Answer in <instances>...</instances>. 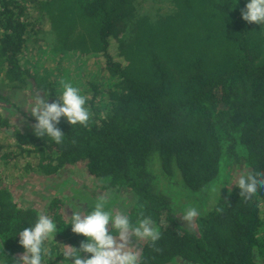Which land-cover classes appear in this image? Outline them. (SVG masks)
<instances>
[{"label": "trees", "instance_id": "obj_1", "mask_svg": "<svg viewBox=\"0 0 264 264\" xmlns=\"http://www.w3.org/2000/svg\"><path fill=\"white\" fill-rule=\"evenodd\" d=\"M140 1L0 0L7 105L34 87L57 99L58 78L22 61L29 41L100 64L97 80L79 86L91 121L61 117L63 144L36 136L34 117L23 128L0 114V256L19 258L18 235H9L40 213L10 187L82 163L97 191L83 214L100 192L116 190L138 197L160 225L155 246H140L146 264H258L257 256L264 264V187L245 200L230 179L241 165L264 170V24L241 19L245 0H165L169 9L154 16L138 14ZM58 203L45 213L57 221L54 247H78L86 238L64 223ZM189 205L201 210L190 227L174 213Z\"/></svg>", "mask_w": 264, "mask_h": 264}, {"label": "clouds", "instance_id": "obj_2", "mask_svg": "<svg viewBox=\"0 0 264 264\" xmlns=\"http://www.w3.org/2000/svg\"><path fill=\"white\" fill-rule=\"evenodd\" d=\"M240 15L245 22L264 24V0H245ZM55 95L57 99L49 102L44 87H34L30 97L22 99V94L16 93V99H22L20 107L23 106L34 117V134L61 145L66 138L57 127L61 117L66 118L73 126L87 127L92 112L87 97L71 82L61 80ZM230 179L231 184L234 183L240 190V196L251 200L264 187V170L252 171L247 165H241L233 171ZM221 188L214 192L218 191L220 194ZM73 195L82 200L89 199L88 196L81 195L79 190H74ZM138 200V197L132 199L121 196L116 190H106L83 215L79 205L71 204L73 211L70 219L64 223L70 225L74 234L86 238L78 247H54L57 221L40 212L33 222H29V227L17 228L14 234L9 235H18V244L23 248V253L18 259L12 260L2 255L0 264H48L50 259L56 257L62 258L60 264H146L138 244L146 242L150 247L155 246L162 237V231L154 217L145 214L144 206ZM67 201L68 198L65 197V202ZM117 204H122L120 211L115 210ZM129 206L135 209L134 214L127 211ZM174 213H179L180 218L190 227L194 219L201 215V210L199 206L189 205L177 208ZM257 261L261 264L259 256Z\"/></svg>", "mask_w": 264, "mask_h": 264}, {"label": "rangeland", "instance_id": "obj_3", "mask_svg": "<svg viewBox=\"0 0 264 264\" xmlns=\"http://www.w3.org/2000/svg\"><path fill=\"white\" fill-rule=\"evenodd\" d=\"M138 14H147L154 16L168 10V2L165 0H141L136 7ZM42 35L39 38H44ZM27 47L22 54V61L24 65L35 73L40 75L43 69L50 71L53 78H58L57 89L61 80L71 82L74 86L79 87L84 85L87 81L97 80L99 58L89 56L84 58L82 56H65L61 53H52L48 47L39 45L35 41L26 43ZM100 65V64H99ZM42 71V72H41ZM0 88L8 89V84L1 81ZM22 99L30 97L28 91L22 92ZM16 99V96H14ZM21 100H15L16 106L7 105L6 102L0 100V114L10 119L12 122L19 123L23 128L29 126V118L31 114L23 107H20ZM7 106V107H6ZM92 179L88 175L85 166L82 163L73 166H66L55 176L45 177L40 175L28 176L17 184L10 187L12 195L17 203L21 206L37 208L38 211L46 213V209L50 206L51 201H57L62 206L64 218H69L73 211L71 204L85 206L91 204L90 200H82L79 196H74L73 191L79 190L81 195H86L89 192L96 193L93 188ZM70 185V186H69ZM104 195L100 192L99 195ZM128 196V195H124ZM65 197L68 201L65 202ZM129 197V196H128ZM61 200V201H60ZM122 205V204H121ZM122 208V207H121ZM261 211L264 212V201L261 203ZM81 215L83 211L80 209ZM143 242L138 244V247ZM177 264H189L184 261H177Z\"/></svg>", "mask_w": 264, "mask_h": 264}]
</instances>
